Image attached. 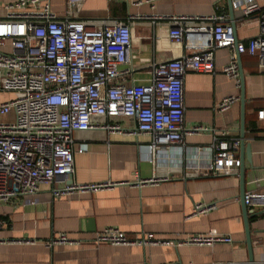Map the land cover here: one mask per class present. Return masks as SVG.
Here are the masks:
<instances>
[{"label": "crops", "instance_id": "0c3cea01", "mask_svg": "<svg viewBox=\"0 0 264 264\" xmlns=\"http://www.w3.org/2000/svg\"><path fill=\"white\" fill-rule=\"evenodd\" d=\"M12 1V0H0ZM264 10V0H256ZM59 19L87 22L123 21L132 27L129 83H148L154 62L191 53L185 42H174L169 35L175 20L163 14H226L231 22L229 0H51ZM3 11L0 8V14ZM236 34L247 41L259 32L256 14L247 17L234 8ZM142 15V16H141ZM212 20L196 17L184 23L202 26ZM194 43H205L204 34L193 36ZM232 55L231 47L215 50V72L189 68L184 75L185 146L177 150L161 149L154 154L147 144L149 136L127 132L135 126L131 116H102L97 120L121 128L76 130L78 142L88 148L75 153L76 182L134 180L157 171L166 178L139 186L116 184L93 191L56 196L54 187L71 178L56 176L42 182L33 193L0 200V264H251L244 220L241 169L244 167L245 193L264 191V71L256 55L241 53L244 72V134L247 151L238 155L241 165L229 171L214 172L208 166L209 147L216 138L241 136L242 86L223 71ZM252 55V56H251ZM255 56V57H254ZM238 99L228 108H220L226 96ZM123 116V117H122ZM196 124L207 130L193 131ZM202 148H205L202 150ZM214 205L204 213H194L197 203ZM254 264H264V205H248ZM108 226L124 230L129 237L152 233L160 240H180L190 233L216 229L233 237L232 242L214 244L171 242L113 244L94 242L95 233ZM66 232L75 243H53Z\"/></svg>", "mask_w": 264, "mask_h": 264}, {"label": "built area", "instance_id": "2783aa9c", "mask_svg": "<svg viewBox=\"0 0 264 264\" xmlns=\"http://www.w3.org/2000/svg\"><path fill=\"white\" fill-rule=\"evenodd\" d=\"M71 3L79 0H69ZM235 9L244 16L256 14L259 32L247 41L239 40L235 21L227 22L226 14L207 15L163 14L175 20L169 31L174 42H185L191 53L154 62L148 83H129L132 70L130 48L132 27L123 21L87 22L79 19H59L51 0L0 1V200L37 191L42 182L56 176L70 178L75 172V153L88 148L78 142L76 130L91 128L120 129L118 123L97 120L102 116H131L136 120L126 130L135 135L149 136L147 147L154 154L161 149L181 153L185 146L184 75L189 68L200 72H215V50L231 47L230 61L223 71L239 80L238 53L256 55L264 71V10L256 0H232ZM142 16V15H141ZM196 17L212 20L202 26L185 25ZM204 34L205 43H194L193 36ZM10 93L9 95H6ZM238 99L224 97L220 108L226 109ZM3 115H10L2 120ZM264 118V108L258 111ZM196 124L193 131L207 130ZM241 138H216L209 147V168L214 172L238 167ZM205 148H202V150ZM157 171L151 176H136L134 180H101L92 182L66 181L54 187L58 196L93 191L116 184L134 182L139 186L165 179ZM245 203L264 205V191L249 190ZM199 202L194 213L207 212L210 207ZM3 221L0 220V226ZM94 242L113 244H214L232 242L229 234L211 229L190 233L180 240H160L152 233L129 237L124 230L108 226L95 233ZM53 243H75L68 233L61 232Z\"/></svg>", "mask_w": 264, "mask_h": 264}, {"label": "water", "instance_id": "95a60500", "mask_svg": "<svg viewBox=\"0 0 264 264\" xmlns=\"http://www.w3.org/2000/svg\"><path fill=\"white\" fill-rule=\"evenodd\" d=\"M230 6H231V19L232 21H235V14H234V7L232 5V0H229ZM239 63H240V81L242 86V93H241V101L243 104L242 107V127H241V149L242 151H247V156L249 157V151L250 147L249 145H245V134H244V101H245V83H244V72L241 64V53H238ZM242 161L244 163V158H242ZM241 184H242V201H243V211H244V220H245V227H246V236H247V243L249 248V254H250V260L251 264H254V252H253V243H252V237H251V230H250V223H249V210L248 205L245 203V190H244V182H245V172L244 167L241 169ZM73 175H70L71 181Z\"/></svg>", "mask_w": 264, "mask_h": 264}, {"label": "rangeland", "instance_id": "374dc122", "mask_svg": "<svg viewBox=\"0 0 264 264\" xmlns=\"http://www.w3.org/2000/svg\"><path fill=\"white\" fill-rule=\"evenodd\" d=\"M10 93H7L6 95H9ZM11 116L10 115H3L2 117H1V119L2 120H7V119H9Z\"/></svg>", "mask_w": 264, "mask_h": 264}, {"label": "bare ground", "instance_id": "6f19581e", "mask_svg": "<svg viewBox=\"0 0 264 264\" xmlns=\"http://www.w3.org/2000/svg\"><path fill=\"white\" fill-rule=\"evenodd\" d=\"M252 56V55H251ZM255 57V56H254ZM123 117V116H122Z\"/></svg>", "mask_w": 264, "mask_h": 264}]
</instances>
